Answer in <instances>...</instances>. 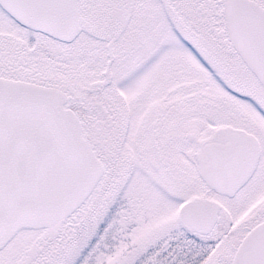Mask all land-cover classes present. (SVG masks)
I'll use <instances>...</instances> for the list:
<instances>
[{"label":"snow or ice","instance_id":"obj_1","mask_svg":"<svg viewBox=\"0 0 264 264\" xmlns=\"http://www.w3.org/2000/svg\"><path fill=\"white\" fill-rule=\"evenodd\" d=\"M0 264H264V0H0Z\"/></svg>","mask_w":264,"mask_h":264}]
</instances>
